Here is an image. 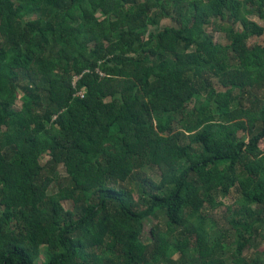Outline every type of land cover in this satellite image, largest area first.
I'll use <instances>...</instances> for the list:
<instances>
[{
  "label": "trees",
  "instance_id": "1",
  "mask_svg": "<svg viewBox=\"0 0 264 264\" xmlns=\"http://www.w3.org/2000/svg\"><path fill=\"white\" fill-rule=\"evenodd\" d=\"M254 14L264 0H0V264H264ZM233 191L223 227L206 211Z\"/></svg>",
  "mask_w": 264,
  "mask_h": 264
},
{
  "label": "rangeland",
  "instance_id": "2",
  "mask_svg": "<svg viewBox=\"0 0 264 264\" xmlns=\"http://www.w3.org/2000/svg\"><path fill=\"white\" fill-rule=\"evenodd\" d=\"M250 19H252L253 21L257 22L258 24H260L261 26L264 27V19H261L257 14L251 15ZM173 24V21L170 18H161L159 20V25L157 27L154 28H150L147 29L143 35L144 38H146V36H148L150 34V32H154V31H159L162 30V28H164L167 25H171ZM207 31L212 34L213 39L216 43H221V44H226V39L224 38V36L220 33H213L211 27L207 28ZM259 43H261L264 46V35L260 38ZM19 106V102H17L15 108H18ZM42 163H45L48 160V156L47 155H42L41 157ZM58 174L60 176V178H63L65 176L64 170L62 168H58ZM145 174L149 175V177H151L154 181L158 182L159 181V177L158 174L151 170V168H146V170L144 171ZM238 197V195L236 194L235 191L231 192L230 196L225 199V200H221L219 199V202L223 204L222 207L215 209V210H210L208 209L206 211L207 214H209L210 216H212V218H214L221 226L226 227V219H228V208H230L231 206L234 205V201L235 199ZM62 206L64 209H72L73 208V204L71 201H62ZM145 229H144V234L142 237V240L144 242L147 241L151 228L153 227V225H155L154 221L152 222H146L145 223ZM231 254L232 252H228L226 254H224V257L226 259H228L229 261H231ZM254 254V250L253 248L250 249L249 251L246 252V256L252 257ZM41 258H43V254L41 252L40 258L37 260L38 264L41 263ZM231 263V262H230Z\"/></svg>",
  "mask_w": 264,
  "mask_h": 264
},
{
  "label": "built area",
  "instance_id": "3",
  "mask_svg": "<svg viewBox=\"0 0 264 264\" xmlns=\"http://www.w3.org/2000/svg\"><path fill=\"white\" fill-rule=\"evenodd\" d=\"M76 79H77V78H76ZM76 79H75V80H76ZM74 83H75V82H74Z\"/></svg>",
  "mask_w": 264,
  "mask_h": 264
}]
</instances>
